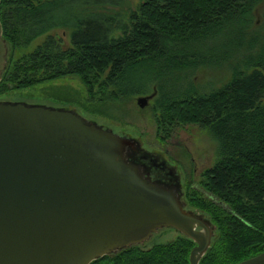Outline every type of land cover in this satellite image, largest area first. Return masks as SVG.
I'll return each instance as SVG.
<instances>
[{"label":"trees","instance_id":"1","mask_svg":"<svg viewBox=\"0 0 264 264\" xmlns=\"http://www.w3.org/2000/svg\"><path fill=\"white\" fill-rule=\"evenodd\" d=\"M262 1L142 0L125 10V0H0V96L76 76L89 95L86 111L150 94L163 139L179 124L207 129L217 160L199 187H186L183 201L214 230L199 263H238L264 252V32L254 18ZM68 5L78 7V17L56 14ZM59 28L70 31L68 46L49 34ZM205 70H227L228 77L200 87ZM139 245L89 264H189L195 243L179 233L148 249Z\"/></svg>","mask_w":264,"mask_h":264},{"label":"water","instance_id":"2","mask_svg":"<svg viewBox=\"0 0 264 264\" xmlns=\"http://www.w3.org/2000/svg\"><path fill=\"white\" fill-rule=\"evenodd\" d=\"M5 56L0 23V74ZM137 147L74 110L0 101V264H89L166 227L200 264L214 230L129 159ZM235 264H264V252Z\"/></svg>","mask_w":264,"mask_h":264},{"label":"rangeland","instance_id":"3","mask_svg":"<svg viewBox=\"0 0 264 264\" xmlns=\"http://www.w3.org/2000/svg\"><path fill=\"white\" fill-rule=\"evenodd\" d=\"M125 10L135 9L142 0H125ZM113 8V7H112ZM78 7L67 6L56 8V14L67 17H78ZM115 11L118 7L114 8ZM264 14V0L256 7L254 18L259 30L262 26ZM68 29L51 30L49 34L61 37L66 46L70 44ZM45 36L35 39L27 48L17 51V56L29 52L40 43ZM199 86L217 87L228 77V71L208 72L198 74ZM148 95V94H146ZM140 95L124 100L107 103H92L97 112L86 111L89 95L83 83L76 76H67L48 82L38 83L32 87L11 90L0 96L1 102H26L46 106L71 109L87 120L93 121L114 133L133 138L138 149L131 158L144 159L152 167V174L158 178L163 173H171L175 185L179 187V194H183L187 186H200L201 173L216 162V147L207 129L196 124H179L173 127L170 136L163 139L157 133V126L153 118L152 99L144 108L137 105L136 99ZM56 97H62L61 101ZM195 211V210H194ZM206 218L201 211H196ZM179 232L173 228H162L153 233L150 238L139 246L148 249L153 244L174 240Z\"/></svg>","mask_w":264,"mask_h":264},{"label":"flooded vegetation","instance_id":"4","mask_svg":"<svg viewBox=\"0 0 264 264\" xmlns=\"http://www.w3.org/2000/svg\"><path fill=\"white\" fill-rule=\"evenodd\" d=\"M138 149V147H137ZM137 149L134 151L132 150L130 155H133L134 152L137 151ZM134 162H137L138 164L141 165L142 167V171L147 174V177L150 178L151 180L153 181H156V182H161L163 184H176V182L173 180V177L170 175L171 173L167 172L166 174L163 173L162 176L156 178L154 177V175L152 174L151 170H152V167H150L149 165H147V162L144 161V159L142 158L141 160L140 159H132Z\"/></svg>","mask_w":264,"mask_h":264}]
</instances>
